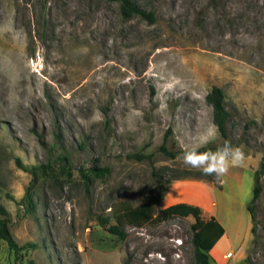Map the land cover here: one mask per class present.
Returning <instances> with one entry per match:
<instances>
[{"label":"rangeland","instance_id":"obj_1","mask_svg":"<svg viewBox=\"0 0 264 264\" xmlns=\"http://www.w3.org/2000/svg\"><path fill=\"white\" fill-rule=\"evenodd\" d=\"M135 1L155 22L123 19L106 0H0V218L30 244L16 254L0 240V264H196L191 215L158 219L160 203L149 221L122 223L124 237L108 228L125 204H144L158 174L198 170L180 151L206 133L219 141L205 100L213 85L244 163L217 182L171 179L164 195L172 183L207 184L226 231L216 249L233 252H209V264H264V0ZM17 158L41 167L35 182ZM92 165L109 171L86 185L80 168Z\"/></svg>","mask_w":264,"mask_h":264},{"label":"trees","instance_id":"obj_2","mask_svg":"<svg viewBox=\"0 0 264 264\" xmlns=\"http://www.w3.org/2000/svg\"><path fill=\"white\" fill-rule=\"evenodd\" d=\"M109 2H115L118 5L120 16L123 19H130L132 17H139L149 23H153L156 20L155 14L151 10H147L141 7L135 0H106ZM205 100L211 107L212 122L216 126L219 134V141L212 142L201 147V151H206L208 149L215 150L219 145L223 144L225 140H230L229 132V121L230 112L226 108L225 94L221 87L213 85L205 96ZM170 131V130H168ZM55 138L59 139V132L54 133ZM160 151L167 155L169 158H175L179 151L172 150L168 148L165 142L160 145ZM186 150H181L180 152H185ZM133 156L140 157L138 154ZM57 159L61 160V169L65 174L71 175V167L69 165L70 158L67 154H59ZM17 165L23 170L29 172L32 175V179L35 182L37 180V174L41 171V167L38 165L24 166L22 162L17 158ZM264 165V161L262 166ZM43 170L47 172V168L50 165L42 166ZM109 171L108 167H101L98 165L90 166L87 171L80 168V173L84 179V183L87 185L90 182V175L96 177H104ZM159 181H157L156 186H154L148 194L145 196V202L142 206L131 207L125 204L122 207L123 212L121 215L117 216L115 224L109 226V232L118 235L119 237H124V233L120 228V225L124 222L132 225H141L144 222L152 219L155 207L160 204L163 199V195L171 179H183L192 178L199 179L203 181L217 182L220 180L215 176L203 175L201 170H189L185 169L179 171L177 175L171 178H164L163 174H158ZM261 191V184L259 181V173L255 175V182L252 190V198L246 205V209L250 215V221L252 223L251 233L255 234L258 221L256 219V213L254 209L255 201L259 197ZM26 205L29 209L33 207V202H31V197H26ZM0 213L4 216L7 215V211L3 206L0 205ZM191 215L194 218V222L191 224L192 238L191 242L194 246V258L196 264H209L210 250L215 245V243L222 237L225 232L222 224L213 216L210 215L207 218L202 216V210L200 206L187 203V202H177L166 207L159 209L156 214L158 219H169L173 216H187ZM0 240L7 243L8 247L12 249L16 254L19 253L23 248L30 244L19 245L13 238L7 224V218H0ZM34 247V244H31Z\"/></svg>","mask_w":264,"mask_h":264},{"label":"clouds","instance_id":"obj_3","mask_svg":"<svg viewBox=\"0 0 264 264\" xmlns=\"http://www.w3.org/2000/svg\"><path fill=\"white\" fill-rule=\"evenodd\" d=\"M214 134H204L198 143L183 153V163L191 168L201 170L203 175L215 176L217 179L226 175L230 168L244 163L245 153L241 146H235L225 140L215 150L201 151L203 145L212 143Z\"/></svg>","mask_w":264,"mask_h":264},{"label":"crops","instance_id":"obj_4","mask_svg":"<svg viewBox=\"0 0 264 264\" xmlns=\"http://www.w3.org/2000/svg\"><path fill=\"white\" fill-rule=\"evenodd\" d=\"M189 193L192 196L190 195L188 196V198H186L185 196H187V194ZM207 193H208V185L201 181H195V182H190V183H185V184L184 183L182 184L172 183L170 187L168 188V190L166 191L160 203L162 204V208H163V207H166L168 205H171L177 202H187V203L198 205L204 211H209L210 215H213L211 212L213 202L210 199H208ZM225 234H226V231L224 232L222 237ZM225 252H227V250H222V251L217 250L216 244L210 250V254L217 260H221ZM211 255H210V258H211Z\"/></svg>","mask_w":264,"mask_h":264},{"label":"built area","instance_id":"obj_5","mask_svg":"<svg viewBox=\"0 0 264 264\" xmlns=\"http://www.w3.org/2000/svg\"><path fill=\"white\" fill-rule=\"evenodd\" d=\"M232 255H233V252H232V251H228V252H226V253L224 254V257L229 258V257H231Z\"/></svg>","mask_w":264,"mask_h":264}]
</instances>
